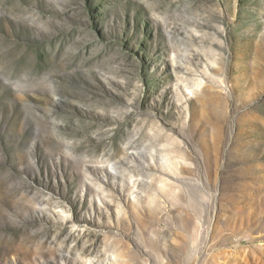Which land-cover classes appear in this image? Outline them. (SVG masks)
<instances>
[{"label": "rangeland", "instance_id": "rangeland-1", "mask_svg": "<svg viewBox=\"0 0 264 264\" xmlns=\"http://www.w3.org/2000/svg\"><path fill=\"white\" fill-rule=\"evenodd\" d=\"M0 264H264V0H0Z\"/></svg>", "mask_w": 264, "mask_h": 264}]
</instances>
